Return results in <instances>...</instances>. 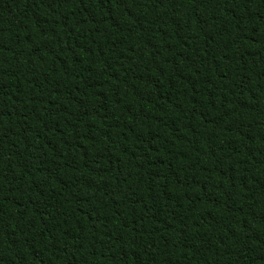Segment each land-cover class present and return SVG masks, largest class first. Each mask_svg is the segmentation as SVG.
I'll use <instances>...</instances> for the list:
<instances>
[{
    "label": "trees",
    "instance_id": "1",
    "mask_svg": "<svg viewBox=\"0 0 264 264\" xmlns=\"http://www.w3.org/2000/svg\"><path fill=\"white\" fill-rule=\"evenodd\" d=\"M0 264H264V0H0Z\"/></svg>",
    "mask_w": 264,
    "mask_h": 264
}]
</instances>
